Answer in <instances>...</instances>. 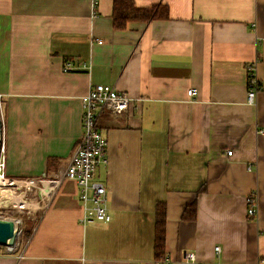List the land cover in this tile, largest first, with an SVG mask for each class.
Instances as JSON below:
<instances>
[{
	"label": "crops",
	"instance_id": "1",
	"mask_svg": "<svg viewBox=\"0 0 264 264\" xmlns=\"http://www.w3.org/2000/svg\"><path fill=\"white\" fill-rule=\"evenodd\" d=\"M112 1L0 0L3 173L48 186L30 237L0 264H153L157 201L172 264H264V0H134L166 4L168 18L123 30L112 28ZM66 60L74 71L62 70ZM95 84L132 101L97 120L108 162L93 179L111 220L81 224L77 185L58 175L82 134L80 97ZM183 250L196 262H182Z\"/></svg>",
	"mask_w": 264,
	"mask_h": 264
},
{
	"label": "built area",
	"instance_id": "2",
	"mask_svg": "<svg viewBox=\"0 0 264 264\" xmlns=\"http://www.w3.org/2000/svg\"><path fill=\"white\" fill-rule=\"evenodd\" d=\"M96 4L97 0H91L92 8L96 7ZM83 66L85 65L83 64ZM74 69L75 65L71 60H66L62 66L64 72H72ZM246 74V102L251 105L255 103L256 94L260 90V82L255 73V62L246 65ZM196 94L197 91L194 88L186 90V95L190 99H193ZM131 101V97L125 91H120L113 85L108 84L92 85L80 97L82 134L68 164L58 177L73 180L77 185L78 200L82 206V213L78 219L81 224L107 223L111 220L106 203V189L102 183L93 179L96 169L108 162L106 139L98 128L97 120L104 112L111 115L121 114L128 108ZM257 132L264 134V128L257 130ZM0 146L3 156V145ZM230 154L231 151H227V155ZM2 156L0 158V177H4ZM58 181L51 180L48 182L56 184ZM245 203L246 214L251 218H255L257 211L254 191L247 194ZM16 240L14 245L10 247L0 246L2 248L0 254L18 251L20 240L18 238ZM219 249V246L214 247L215 252H219ZM181 260L184 263L196 262L194 253L189 250L181 252ZM172 263L173 261L167 254L153 261V264Z\"/></svg>",
	"mask_w": 264,
	"mask_h": 264
},
{
	"label": "trees",
	"instance_id": "3",
	"mask_svg": "<svg viewBox=\"0 0 264 264\" xmlns=\"http://www.w3.org/2000/svg\"><path fill=\"white\" fill-rule=\"evenodd\" d=\"M111 22L114 30H123L129 22H147L152 19L168 18L166 4H158L150 7H138L134 0H113L111 4ZM193 209H185L181 215L182 219L192 220ZM35 222L29 224L20 233V245H23L30 237ZM166 238V204L157 201L154 205V228H153V257L160 259L165 253Z\"/></svg>",
	"mask_w": 264,
	"mask_h": 264
},
{
	"label": "rangeland",
	"instance_id": "4",
	"mask_svg": "<svg viewBox=\"0 0 264 264\" xmlns=\"http://www.w3.org/2000/svg\"><path fill=\"white\" fill-rule=\"evenodd\" d=\"M1 156L2 153L0 146V158ZM40 180V177H28L24 181H16L15 185L13 184L4 186L0 184V190L4 189L7 191H12L15 194L23 193V195L25 196L24 199H26L27 201H33L35 203L28 208H19L17 206H13L11 203H9L8 205H3L1 200L2 195L0 194V218L10 219L18 223V239L20 238L22 229H26L30 223L35 222L36 218L40 214L42 204L46 199V194H42L40 192V188H42ZM18 247L20 248L21 245ZM1 251L2 248H0V252Z\"/></svg>",
	"mask_w": 264,
	"mask_h": 264
},
{
	"label": "bare ground",
	"instance_id": "5",
	"mask_svg": "<svg viewBox=\"0 0 264 264\" xmlns=\"http://www.w3.org/2000/svg\"><path fill=\"white\" fill-rule=\"evenodd\" d=\"M0 178H1L0 184L4 186L13 185V184L15 185L16 183V181H10L5 177H0ZM47 188H48L47 184L44 183V185H42V188H40V192L42 194H46ZM0 194L2 195L1 200L3 205H8L9 203H11L13 206H17L19 208H28L35 204L33 201H27L26 199H24L25 196L23 195V193L15 194L12 191H7L2 189L0 190Z\"/></svg>",
	"mask_w": 264,
	"mask_h": 264
},
{
	"label": "water",
	"instance_id": "6",
	"mask_svg": "<svg viewBox=\"0 0 264 264\" xmlns=\"http://www.w3.org/2000/svg\"><path fill=\"white\" fill-rule=\"evenodd\" d=\"M2 139L0 120V142ZM19 227L16 221L0 218V246L10 247L14 245L18 236Z\"/></svg>",
	"mask_w": 264,
	"mask_h": 264
}]
</instances>
